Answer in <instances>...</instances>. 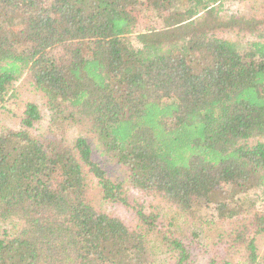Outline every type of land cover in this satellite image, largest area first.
Returning a JSON list of instances; mask_svg holds the SVG:
<instances>
[{
  "label": "trees",
  "instance_id": "obj_1",
  "mask_svg": "<svg viewBox=\"0 0 264 264\" xmlns=\"http://www.w3.org/2000/svg\"><path fill=\"white\" fill-rule=\"evenodd\" d=\"M225 1L248 0H0V108L26 76L51 115L34 137L26 103L0 133V264H264V15ZM195 213L219 228L211 252L175 229Z\"/></svg>",
  "mask_w": 264,
  "mask_h": 264
},
{
  "label": "rangeland",
  "instance_id": "obj_2",
  "mask_svg": "<svg viewBox=\"0 0 264 264\" xmlns=\"http://www.w3.org/2000/svg\"><path fill=\"white\" fill-rule=\"evenodd\" d=\"M256 13L257 19L261 20L263 19L264 15V0H248L246 2H233V1H225L223 2V13L222 16L225 18H237L242 15L250 16V14ZM140 30H135L134 34H138ZM135 38V37H133ZM135 44V39H134ZM50 55L55 58L61 57L63 55L62 49H54L50 51ZM14 90L16 91V95H18L17 103H14L13 100H11L10 103L6 105L7 109L12 111L11 114H9L6 110H3L0 108V133L9 131V130H18L20 128L19 122L16 119V113L22 108L26 103L33 102L35 103L41 113L42 120L36 125L34 129L30 130V133L34 137H40L44 133V131L47 129L49 125V118H50V112L46 108V98L38 92H36L27 81V77L24 76L20 81L16 82L14 84ZM17 120V121H16ZM71 124H69L70 126ZM69 131V138L71 140H76L80 137H84L81 130L78 128L77 125H71ZM264 142V140H262ZM105 160V159H103ZM109 168L113 170L114 172V178L125 182V188L130 197L133 200L141 199V193L137 190H135L128 182L124 171H121L123 168H120L118 165H109ZM89 189H88V199L94 203L98 210H102L107 214L114 215L116 217H119L123 220L129 219V213L128 210L121 206H114L110 203L104 202L101 194V188L99 186V182L97 179H95L92 175H89ZM256 184L255 178H251V180L248 182V185H254ZM157 204L156 208L159 210H162L164 213L166 211L168 213H175L177 210H170L164 208L163 206ZM258 209L261 212H264V201L261 200L258 203ZM174 211V212H173ZM177 213V212H176ZM204 214L202 213H195L192 216H181L178 217L175 222V229L181 230V231H187V234H190L192 232H195L197 234V238H195L194 246L200 251V252H211L213 251V244L215 236L218 235L219 228H217L214 225H208V223L205 222ZM202 218V219H201ZM158 254V257L156 258V264H173L171 260H169L166 256H160L159 252H156ZM258 256H260L261 262L264 263V239L260 242V248L258 252ZM207 261L206 257H202L198 264H205Z\"/></svg>",
  "mask_w": 264,
  "mask_h": 264
}]
</instances>
